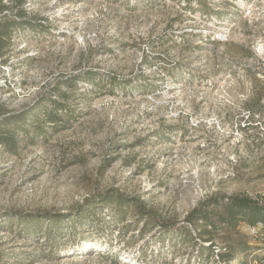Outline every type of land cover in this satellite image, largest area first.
<instances>
[{
    "label": "rangeland",
    "instance_id": "1",
    "mask_svg": "<svg viewBox=\"0 0 264 264\" xmlns=\"http://www.w3.org/2000/svg\"><path fill=\"white\" fill-rule=\"evenodd\" d=\"M0 4V118L69 111L0 144V264H264L261 223L194 221L264 203V0Z\"/></svg>",
    "mask_w": 264,
    "mask_h": 264
},
{
    "label": "trees",
    "instance_id": "2",
    "mask_svg": "<svg viewBox=\"0 0 264 264\" xmlns=\"http://www.w3.org/2000/svg\"><path fill=\"white\" fill-rule=\"evenodd\" d=\"M5 9V6L0 4V12ZM26 23L22 22H4L0 20V45L6 44L11 39V33L15 29H19ZM62 99L66 98L65 93L59 94ZM32 112V111H31ZM24 111L19 114H13L0 118V144L7 147L11 151H15L19 142L20 136L25 135L29 141H34L38 138H45L44 124H50L54 131L66 129L65 120H62L59 113H69L66 104L62 101L54 100L51 102L50 108H44L43 122H38L35 126L34 132H29L23 126L25 119L31 113ZM37 119L40 121V115L37 114ZM214 210L202 211L196 218L195 225L201 227L200 235L211 238L212 234L217 233L219 229L234 230L241 223H247L251 226H257L261 223L264 226V203H255L249 199L241 197H231L227 201H214ZM30 223V221L28 222ZM207 241V240H206ZM212 242V241H211ZM213 243H211L212 245ZM244 249V248H243ZM201 250L204 254L212 253V248L209 246H202ZM245 251V250H244ZM225 258L226 255L221 256Z\"/></svg>",
    "mask_w": 264,
    "mask_h": 264
}]
</instances>
